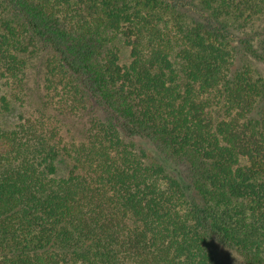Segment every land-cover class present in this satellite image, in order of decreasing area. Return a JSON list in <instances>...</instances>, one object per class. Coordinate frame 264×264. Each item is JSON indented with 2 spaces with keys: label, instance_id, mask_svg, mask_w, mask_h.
<instances>
[{
  "label": "trees",
  "instance_id": "obj_1",
  "mask_svg": "<svg viewBox=\"0 0 264 264\" xmlns=\"http://www.w3.org/2000/svg\"><path fill=\"white\" fill-rule=\"evenodd\" d=\"M263 19L0 0V264H264V83L238 62Z\"/></svg>",
  "mask_w": 264,
  "mask_h": 264
},
{
  "label": "rangeland",
  "instance_id": "obj_2",
  "mask_svg": "<svg viewBox=\"0 0 264 264\" xmlns=\"http://www.w3.org/2000/svg\"><path fill=\"white\" fill-rule=\"evenodd\" d=\"M263 24H264V19H263L261 25H263ZM258 26H253L251 31L243 33L241 36H242V38L247 40L251 44L252 47H254L255 49L258 50L259 55L264 56V53H262V49L259 45V40L261 39V36L259 35V36L255 37V34L258 31L260 32L262 30V29H260L259 24H258ZM117 44L120 48V63L122 65L129 64L131 61L130 49L125 45L124 42H122V40H119L117 42ZM239 45H240V43H239ZM238 62H239L240 66L251 67V69L254 72L255 77L261 79L264 83V61L263 60L257 58L256 56L252 55L251 53L245 52V53H242L240 55ZM29 109H30V106L27 105V107L23 110L26 112ZM17 115H16V117L14 116L10 120L11 123H15L17 121ZM61 168H63V171H60V175H64L66 173L67 169L65 168L64 165H62Z\"/></svg>",
  "mask_w": 264,
  "mask_h": 264
}]
</instances>
